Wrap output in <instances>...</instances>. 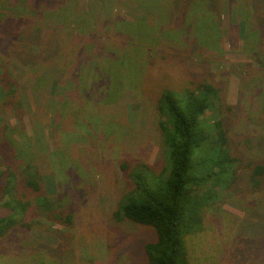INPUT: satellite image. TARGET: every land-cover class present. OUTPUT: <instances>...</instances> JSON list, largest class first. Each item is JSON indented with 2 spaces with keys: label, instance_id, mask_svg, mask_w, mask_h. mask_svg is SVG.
Here are the masks:
<instances>
[{
  "label": "rangeland",
  "instance_id": "obj_1",
  "mask_svg": "<svg viewBox=\"0 0 264 264\" xmlns=\"http://www.w3.org/2000/svg\"><path fill=\"white\" fill-rule=\"evenodd\" d=\"M0 66V264H149L127 174L162 171L159 98L203 80L240 162L190 263L264 264V0H0Z\"/></svg>",
  "mask_w": 264,
  "mask_h": 264
},
{
  "label": "trees",
  "instance_id": "obj_2",
  "mask_svg": "<svg viewBox=\"0 0 264 264\" xmlns=\"http://www.w3.org/2000/svg\"><path fill=\"white\" fill-rule=\"evenodd\" d=\"M219 92L207 80L180 93L164 90L158 111L165 167L158 172L138 164L127 174L133 187L121 198L116 215L155 228L157 238L144 246L149 264H191L188 237L203 228L205 208L220 195L218 188L236 179L240 160L232 155L218 115ZM122 167L126 169L127 163ZM261 175L264 165H255L251 179L256 187ZM29 184L40 188L37 180ZM28 204L22 202V208ZM13 224V218H0V236Z\"/></svg>",
  "mask_w": 264,
  "mask_h": 264
}]
</instances>
